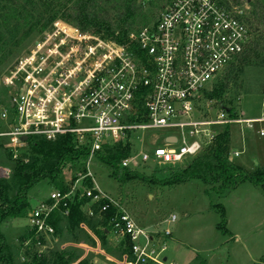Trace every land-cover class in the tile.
<instances>
[{
	"label": "built area",
	"instance_id": "2783aa9c",
	"mask_svg": "<svg viewBox=\"0 0 264 264\" xmlns=\"http://www.w3.org/2000/svg\"><path fill=\"white\" fill-rule=\"evenodd\" d=\"M137 1L158 5L160 11L152 23L141 25L125 39L118 40V32L107 36L95 28L83 31L55 19L6 71L3 84L8 97L0 107L6 128L0 136L6 137L14 158L28 137L55 141L70 136L76 148L88 151L87 165L96 153L119 142L129 148L121 167L132 169L149 160L175 165L214 141L222 125L235 121L252 128L254 122L264 121V97L256 116L244 111L231 116V108L205 116L197 107L201 90L249 42L250 29L238 5L228 7L218 0ZM150 132H162V142H149ZM132 134L150 151L143 146L132 151ZM76 194L89 201L88 215H93L94 204L100 213L113 209L108 231L127 245L117 259L109 257L113 264H178L165 253V241L158 242L114 199L82 184L65 192L53 188L27 208L30 238L36 245L43 246L44 237L55 235L51 214L62 206V214L67 215L70 196ZM175 218L172 214L169 221ZM167 235L168 228L160 237Z\"/></svg>",
	"mask_w": 264,
	"mask_h": 264
},
{
	"label": "rangeland",
	"instance_id": "374dc122",
	"mask_svg": "<svg viewBox=\"0 0 264 264\" xmlns=\"http://www.w3.org/2000/svg\"><path fill=\"white\" fill-rule=\"evenodd\" d=\"M74 1L47 0L42 3L37 0V5L45 18L54 15L55 20L62 17L69 18L67 13ZM259 1L264 5V0ZM155 2L157 3V0ZM152 5L153 3L143 5V9L149 15L147 23H152L160 11L158 5L157 7ZM238 6L242 9L243 16L249 14L251 5L248 2ZM45 18L28 35L23 29L17 35L15 42L7 46L0 44V107L6 103L8 97L3 84L6 71L22 53L40 39L43 32L39 33L38 29L45 23ZM249 28L251 33L249 41H251L257 37L258 32H253V29ZM0 35L2 42L7 34L1 25ZM238 56L201 90L197 101L201 115L214 116L221 108H233L235 112L244 111L247 116L259 114L260 102L264 97V43H259L250 58L238 61ZM225 80L228 85L220 98L207 97L206 91H210ZM5 128L6 123L0 120V131ZM225 128L229 131V141L230 132L232 134V149L240 151L238 155H231L233 162L239 164L242 162L246 167L254 168L258 164L264 168V133H259L260 128L264 129V121L254 122L252 128L234 121L220 126L219 130ZM162 135V132L154 134L150 132L146 137L149 142L161 143ZM129 141L134 149L132 151L139 150L142 146L146 151L151 149L145 142L141 144L137 134H132ZM3 148L11 151V159H7V151L5 152ZM229 152L228 145V157ZM13 153L7 140L0 136V185L9 182L17 159L26 162L31 156L27 145L16 151L15 158ZM190 158L175 165L155 164L150 160L140 162L138 166L128 169L143 174L145 178H135L127 182H118L112 176L108 165L98 158H93L89 165L83 161L64 164L58 180L67 184L68 188L74 184L95 187L114 199L139 226L149 230L158 242H166L168 249L165 253L169 259H174L178 264H264L262 185L244 181L234 189L219 194L211 188V185L200 179H190L171 186L160 185L155 181L180 171ZM87 178L89 179L86 180ZM84 180L86 183H83ZM10 186L8 196L13 197L16 189L11 183ZM56 187L58 186L46 180L32 186L27 192L30 206L35 205L40 199H45L47 193ZM76 195H71L69 200L73 201ZM218 205L222 206L224 211V223L221 222ZM88 207L87 199L80 204V220L77 225L72 226L67 217L62 218L58 223L55 221L56 233L54 236L44 237L43 246L36 245L30 238L31 232L25 215L0 221V236L20 260H30L33 256L38 257L51 250L74 247L79 256L78 260L86 259L90 264H113L109 257L117 259L126 245L118 243L110 233H107L103 240L99 239L94 230L104 225V214L100 213L98 205L94 204L93 215H88ZM172 214L176 218L174 221H169ZM221 223L223 230L218 228ZM83 225L96 236L97 240L90 238ZM166 228L170 230V235L161 238L160 235ZM173 249L183 253L188 252L194 257L182 260L179 252L175 256L172 255Z\"/></svg>",
	"mask_w": 264,
	"mask_h": 264
},
{
	"label": "trees",
	"instance_id": "16d2710c",
	"mask_svg": "<svg viewBox=\"0 0 264 264\" xmlns=\"http://www.w3.org/2000/svg\"><path fill=\"white\" fill-rule=\"evenodd\" d=\"M39 1L45 3L47 0ZM218 2L229 7L241 5L243 2H248L251 5L249 14L242 16V20L248 27L253 29V32H258V35L247 43L237 60L242 61L250 58L259 43H264V5L259 0H218ZM152 6L157 7L155 4ZM67 14L69 18L62 17L61 19L68 21L71 25L83 31L95 28L107 36L118 32V40L125 39L130 32L137 30L149 20V15L143 9L142 3L137 0H75ZM55 17L53 15L45 18L37 5V0H0V25L7 34V37L0 44L7 46L15 42L17 35L23 29L28 35L43 18H45V23L40 26L38 32H44L52 24ZM227 85L228 82L226 80L219 83L210 91H206L207 97L220 98ZM230 115L234 116L233 108L230 110ZM4 138L6 139V137ZM25 145L31 151L30 158L26 162L17 159L9 182H4V184L0 185V221L24 216L30 206V201L27 197L28 190L44 180L53 183L58 186L56 187L57 189L65 192L68 189L67 184L58 180L61 167L66 163L85 162L88 157V151L76 148L70 136H64L55 141L32 136L28 137ZM228 145L229 131L228 128H225L219 131L214 141L204 146L198 154L191 157L190 161L183 165L180 171H175L169 177L155 181H158L160 185L171 186L190 179H200L204 183L211 185V188L215 189L219 194H224L234 189L239 183L244 181L262 185L264 188V168L259 166L251 171L245 170L228 157ZM4 151L6 152L7 150L4 149ZM6 153L7 159H11V151L9 150ZM128 153V145L119 142L113 146L105 147L102 152L96 153L95 157L109 166L112 176L118 182L145 178L143 174L137 171L120 166V161ZM86 180L83 183H86ZM152 181H154V178ZM10 183L16 189L13 197L8 196V189L11 187ZM205 193H208V191H205ZM75 197L73 201H69L67 204V215L62 214V206L51 214L49 222L53 225L55 233L57 229L55 221L58 223L62 218L67 217L68 222L74 226L80 220L79 206L87 198L79 194ZM218 208L221 213V222L224 223L222 206L218 205ZM112 212L113 209L110 208L103 213L104 225L100 229L94 230V233L101 240L107 234L104 228H109V216ZM222 223L218 225V228L223 230ZM126 248L127 245L124 249ZM78 257L76 248L66 247L62 250L48 251L38 257L33 256L30 260H20L15 256L11 247L5 243L3 237L0 236V264H71ZM76 264L90 263L86 259H80Z\"/></svg>",
	"mask_w": 264,
	"mask_h": 264
},
{
	"label": "crops",
	"instance_id": "0c3cea01",
	"mask_svg": "<svg viewBox=\"0 0 264 264\" xmlns=\"http://www.w3.org/2000/svg\"><path fill=\"white\" fill-rule=\"evenodd\" d=\"M242 137V139H243V135L241 136ZM232 145H233V139H232V134H231V132H230V141H229V150H230V152H229V158L233 161V159H232V156L231 155H235V154H233V151H239V150H237V149H232ZM239 153H240V151H239ZM238 153V154H239ZM237 154V155H238ZM236 163V162H235ZM236 164H238V165H240V166H242L245 170H247V171H251V170H253L254 169V167H246V165L244 164V163H236ZM257 164V163H256ZM257 167H259L258 166V164H257ZM256 168V167H255ZM47 195H48V193H47ZM46 195V196H47ZM46 196H45V198H46ZM38 199H40V198H38ZM104 231L105 232H107V233H110L109 231H108V229L107 228H104ZM176 249H173V251H172V255H177V252H179V254H180V259H193V257L194 256H192L190 253H188V252H182V251H178V249H177V251H175ZM177 262V261H176Z\"/></svg>",
	"mask_w": 264,
	"mask_h": 264
},
{
	"label": "water",
	"instance_id": "95a60500",
	"mask_svg": "<svg viewBox=\"0 0 264 264\" xmlns=\"http://www.w3.org/2000/svg\"><path fill=\"white\" fill-rule=\"evenodd\" d=\"M22 139L23 140H26L27 137L26 136H23ZM166 140L169 141V142H173V141H175V138L174 137H167ZM80 191H82V190L80 189Z\"/></svg>",
	"mask_w": 264,
	"mask_h": 264
}]
</instances>
